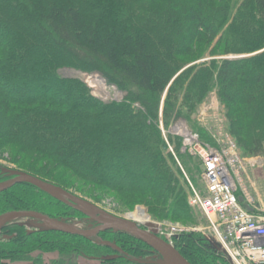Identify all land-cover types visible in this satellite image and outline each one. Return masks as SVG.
<instances>
[{
    "label": "trees",
    "instance_id": "trees-1",
    "mask_svg": "<svg viewBox=\"0 0 264 264\" xmlns=\"http://www.w3.org/2000/svg\"><path fill=\"white\" fill-rule=\"evenodd\" d=\"M215 40L224 57L185 68L184 57ZM63 67L130 84L142 112L99 102L82 82L59 74ZM214 79L231 134L250 156L263 155L264 0H0V151L13 150L12 163L65 189L73 175L118 192L126 204L145 203L158 217L195 222L186 188L196 182L189 159L195 156L185 147L186 154L179 151L182 136L168 131L163 138L159 121L168 129L184 118L190 131L217 146L192 118ZM118 114L136 124L122 125ZM172 144L188 183L174 153L173 165L165 159L164 146ZM198 161L194 169L201 172ZM7 179L0 167V182ZM13 210L85 216L29 183L0 192V215ZM3 229L0 264H41L43 257L31 254L53 250L60 257L52 264H66L65 256L101 257L109 249L61 231H30L17 223ZM102 233L141 248L125 239L131 237L160 257L129 233ZM174 246L192 264L231 262L191 235Z\"/></svg>",
    "mask_w": 264,
    "mask_h": 264
},
{
    "label": "rangeland",
    "instance_id": "rangeland-1",
    "mask_svg": "<svg viewBox=\"0 0 264 264\" xmlns=\"http://www.w3.org/2000/svg\"><path fill=\"white\" fill-rule=\"evenodd\" d=\"M199 49L200 50H198L194 56L184 57V60L186 61L185 68L195 63L197 64L203 63V62L208 63L214 58L218 59V58L224 57V55L220 53V49H218L216 40L207 45H203L202 48H199ZM230 55L240 56L244 54H230ZM93 72H97L101 74L109 83H111V85L123 91L121 92L123 96L120 97L121 99L123 98L122 103H121L122 106H124L126 109L128 108V110L132 113L133 112L139 113L140 111L142 112L143 107L140 104V102L134 100V97L132 96V87L130 86V84H126L125 86H122L120 84L121 80L119 78L110 77L109 75L104 74L101 71H93ZM59 74H61L63 77H66V78H70V76L81 77L80 73L77 70H75V68H70V67L61 68L59 70ZM114 91L115 90L112 89L111 94L116 96L117 94ZM109 116L110 114H107L105 118L111 121V117ZM117 117H119V121L122 123V125L126 124L127 122H129L127 123L129 125L136 124V122L130 123V121L127 120L128 118H121V117H125L123 115L120 116V114H118ZM160 118H162V104H161ZM192 118L197 123H200V125L204 127L208 131V133L214 139H216L217 142L219 140L226 139L228 136H231L238 142L240 153L244 158V161L241 167L242 180H243L242 192H244V195L247 194L249 197H251L256 208L261 209V211L264 213V154L261 156H250L249 154L246 153L244 144L238 141L235 138V136L231 134L230 126L228 123L229 118L227 116L226 106L220 95L219 84L216 79H214L211 89L209 93L207 94L206 98L204 99V101L201 102L197 106L195 111L193 112ZM185 125L189 129L190 127L189 125L191 124L186 119L181 118L178 121H176V123L173 126H170L168 127V129H166V127H164L162 123V120L161 122L159 121V126L162 131L163 138H165V135L168 138V131H169V135L170 133L173 134L172 127L176 126L174 131H181ZM170 146L171 145L169 146L166 145V147L164 146V149H163L167 163L168 161L170 162V159H171L169 156L170 153H174L175 155V152H174L175 144H172L173 146L172 148ZM179 148H180L179 149L180 152L186 154L185 153L186 150L184 146L183 147L180 146ZM176 153H178L177 150H176ZM11 157H15L14 151L10 149L2 148L0 151V167H11V168H15L18 170H22L18 167V165H16L15 163H12ZM189 159H191L192 161V164L190 166L193 168V170L195 171V175H196V182H192V183L197 189L202 191L204 188V183L201 179V175H200L201 172L199 171V169L198 170L194 169L196 167L197 168L199 167V161H198L199 158L189 157ZM176 161H177L178 166L184 171L183 173L184 176L187 177L188 173H186V171L182 168V164L178 160L177 156H176ZM170 163L171 165H173L172 159ZM134 172L136 171L132 170L130 171V174H133ZM189 180L190 179L188 178L187 183ZM67 182H68V185H67L68 187H66L67 190L75 193L78 196L88 199L89 201H91L92 204L98 207H101L105 209L106 211L111 212L117 216L133 218L131 216V213L142 208L144 213L148 215L150 221L156 225V229L148 226L147 224H143L137 219H135L136 221L139 222L140 226L152 232L158 233L160 236L162 235L164 237L166 236L168 238H171V240L173 241L172 243L173 245L174 243L180 242L182 238H185L186 240V236L191 235L193 237H196L199 240V245L201 247H208L209 249L216 252V254L224 255L226 260H228L227 254L224 253L217 246V243L215 242V239L213 238L212 231L208 225V222L205 216L201 212V210L190 204L191 187L189 186L190 185L189 183L188 185H186V188L188 191L189 204L196 217L195 222H190L186 220H177V219H172L168 217H158L155 213H153L150 210L149 206L145 203L141 202V203L126 204L125 202H128L127 199H125L118 192H115L112 190H105L104 188L99 187L97 185L83 182L80 179H78V177L73 176V175L72 177H70V179H68ZM57 219L62 220L72 226L83 228V229H90L92 227L97 226L96 222L92 223L88 221L89 220L88 218L86 220H83L80 217H76L74 215L73 216L67 215L61 218L57 217ZM14 223L24 225L30 231L44 230L46 227V224L43 221L33 219V218H26V217L17 218L15 220L8 222L7 224H14ZM3 228L0 234V241L7 239V235L4 232ZM173 228H177L176 233L180 235L179 240L176 239L170 233L173 231ZM110 231H113V230H110ZM121 237L125 238L124 236H121ZM88 238L95 244L109 247V249H105L103 251L104 254L101 255V257L100 256L99 257L97 256L96 257H90V256L89 257L87 256L77 257V255L76 256L72 255L70 259H67V256H65L66 259L64 260L66 264L69 261H72V263L73 261H76L78 264H162L160 263L161 257L155 256V255L150 254L149 252H146L147 250H149V248H147L146 246H144L143 244H141L140 242L136 241L135 239L131 237H127L125 239L129 240L131 243L136 244V246L139 245L141 248H138L135 250L130 245L121 244L119 241L117 242L116 240H112L110 237V234L108 235L106 233L105 234L100 233L96 236L88 237ZM113 255H116V256L118 255V257L114 259H104L103 258L104 256H113ZM38 256L43 257V261L41 264H52L53 260L59 259L60 252L58 250H53L49 252L36 251L31 254V257L33 258L38 257ZM7 261H8V264H31V262H27V261L12 262L11 259H7L6 262ZM189 264H192V263L189 262ZM229 264H231V262H229Z\"/></svg>",
    "mask_w": 264,
    "mask_h": 264
},
{
    "label": "built area",
    "instance_id": "built-area-1",
    "mask_svg": "<svg viewBox=\"0 0 264 264\" xmlns=\"http://www.w3.org/2000/svg\"><path fill=\"white\" fill-rule=\"evenodd\" d=\"M175 128L173 133L183 137L184 147L201 162L204 188L201 191L190 182V204L205 216L217 246L232 264H264V213L242 192L244 158L237 141L228 136L212 146L186 125L181 131ZM176 231L170 233L178 237Z\"/></svg>",
    "mask_w": 264,
    "mask_h": 264
},
{
    "label": "water",
    "instance_id": "water-1",
    "mask_svg": "<svg viewBox=\"0 0 264 264\" xmlns=\"http://www.w3.org/2000/svg\"><path fill=\"white\" fill-rule=\"evenodd\" d=\"M235 57H237V55ZM2 169L3 172L8 173L9 178L0 183V192L20 183H29L53 198L73 206L75 209L82 212L88 219L96 222L97 226L90 229H83L72 226L42 212L34 210H13L0 215V234L2 228L8 222L23 217L43 221L46 224L45 230L61 231L84 237H93L109 230L122 231L142 240L153 248V250L158 252L161 256L160 263L162 264H189L186 257L173 244L160 237L157 233L143 228L135 220L108 212L105 209L92 204L88 199L78 196L59 185L44 180L27 171L11 167H2ZM116 257V255H113L104 256L103 258L114 259Z\"/></svg>",
    "mask_w": 264,
    "mask_h": 264
},
{
    "label": "bare ground",
    "instance_id": "bare-ground-1",
    "mask_svg": "<svg viewBox=\"0 0 264 264\" xmlns=\"http://www.w3.org/2000/svg\"><path fill=\"white\" fill-rule=\"evenodd\" d=\"M75 70H77L80 73L81 77L70 76V78H74L82 82V84H84L86 90L91 96L95 97L104 104L122 103L123 98L121 99L120 97L123 96V94L121 93L123 91L111 85V83H109L101 74L93 71L87 72L80 69H75ZM112 89L115 90L114 92L117 94L116 96L111 94ZM131 216L134 219L140 221L141 223L147 224L148 226L156 229V225L150 221L148 215L144 213L142 208L131 213Z\"/></svg>",
    "mask_w": 264,
    "mask_h": 264
},
{
    "label": "flooded vegetation",
    "instance_id": "flooded-vegetation-1",
    "mask_svg": "<svg viewBox=\"0 0 264 264\" xmlns=\"http://www.w3.org/2000/svg\"><path fill=\"white\" fill-rule=\"evenodd\" d=\"M1 169H2V167H1ZM2 172H3V169H2ZM5 174H6V176L8 177V173H6V172H4ZM9 178V177H8ZM63 203V202H62ZM64 204H66V203H64ZM67 206H69V207H71L72 209H75L73 206H71V205H68V204H66ZM75 210H77V209H75ZM77 211H79V210H77ZM80 212V211H79ZM82 213V212H81ZM83 220H86L87 218L84 216L83 218H82ZM88 221H90V222H92V223H94V221H92V220H88ZM155 251V250H154ZM158 253V252H157ZM153 255H155V256H157L156 254H153ZM117 257H118V255H117ZM161 257V256H160Z\"/></svg>",
    "mask_w": 264,
    "mask_h": 264
}]
</instances>
